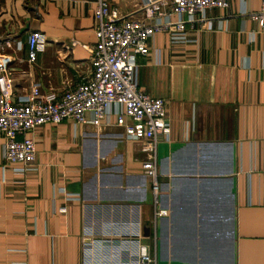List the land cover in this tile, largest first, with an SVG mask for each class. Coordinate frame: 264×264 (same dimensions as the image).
<instances>
[{
	"label": "crops",
	"instance_id": "1",
	"mask_svg": "<svg viewBox=\"0 0 264 264\" xmlns=\"http://www.w3.org/2000/svg\"><path fill=\"white\" fill-rule=\"evenodd\" d=\"M106 1L140 16L145 0ZM93 4L0 0L12 95L32 81L61 90L88 72ZM257 8H205L184 39L155 31L135 56L136 85L162 98L168 123L155 147V206L139 142L111 116L33 127L27 169L3 162L0 133V264H136L139 249L154 264H264V32L247 14ZM31 30L42 42L30 62Z\"/></svg>",
	"mask_w": 264,
	"mask_h": 264
},
{
	"label": "built area",
	"instance_id": "2",
	"mask_svg": "<svg viewBox=\"0 0 264 264\" xmlns=\"http://www.w3.org/2000/svg\"><path fill=\"white\" fill-rule=\"evenodd\" d=\"M229 0H145L140 16L119 15L106 0H94L93 42L89 47V69L73 85L61 90H41L37 81L30 82L22 93L12 95L10 69L0 56V133L3 136L2 160L20 163L27 169L35 155L34 141L26 135L44 123L70 120L97 124L109 120L122 129L125 139L137 140L144 153L140 170L146 176L152 204L157 203L158 179L155 147L157 135L168 131L162 98L152 96L136 85L135 56L146 52V39L155 31H165L171 41L184 39L186 27H193L208 7H227ZM184 14L185 17H181ZM264 32V0L247 13ZM176 15L175 19H153ZM41 34L29 31L26 60L33 61L41 47ZM7 41H0V52ZM19 47V41H14ZM88 114V115H87ZM163 214V209H155ZM155 258L139 249L136 264H154Z\"/></svg>",
	"mask_w": 264,
	"mask_h": 264
}]
</instances>
